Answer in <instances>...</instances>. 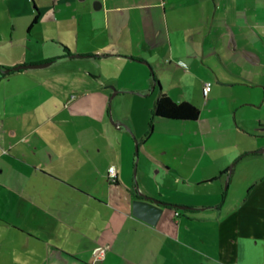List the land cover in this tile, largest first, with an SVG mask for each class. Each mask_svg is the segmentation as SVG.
<instances>
[{"label": "crops", "instance_id": "crops-1", "mask_svg": "<svg viewBox=\"0 0 264 264\" xmlns=\"http://www.w3.org/2000/svg\"><path fill=\"white\" fill-rule=\"evenodd\" d=\"M0 54V264H264V0H0Z\"/></svg>", "mask_w": 264, "mask_h": 264}, {"label": "water", "instance_id": "water-1", "mask_svg": "<svg viewBox=\"0 0 264 264\" xmlns=\"http://www.w3.org/2000/svg\"><path fill=\"white\" fill-rule=\"evenodd\" d=\"M48 63L44 64H35V65H29L30 67H36V66H45ZM27 67L26 65H18L14 67V69H22ZM142 198H136L133 200L132 207H133V215L136 217L150 223V224H156L163 212V207L165 203L161 200L154 198L152 196H148L143 193H139ZM174 207L178 208H188L189 206L186 205H177L174 204Z\"/></svg>", "mask_w": 264, "mask_h": 264}, {"label": "trees", "instance_id": "trees-1", "mask_svg": "<svg viewBox=\"0 0 264 264\" xmlns=\"http://www.w3.org/2000/svg\"><path fill=\"white\" fill-rule=\"evenodd\" d=\"M199 115L200 109L197 106L188 101L176 102L166 94H162L159 97L153 112V116H164L185 120H195ZM134 189H136V187Z\"/></svg>", "mask_w": 264, "mask_h": 264}, {"label": "rangeland", "instance_id": "rangeland-1", "mask_svg": "<svg viewBox=\"0 0 264 264\" xmlns=\"http://www.w3.org/2000/svg\"><path fill=\"white\" fill-rule=\"evenodd\" d=\"M6 22H2L3 25H5ZM0 56H2L0 54ZM1 61V58H0ZM119 98V99H118ZM115 102H113V100H111V104L110 101H107V99L104 100L105 103V112H106V118L109 124H112L114 127L117 128V122H121L123 123V125L129 124V119L127 118L124 122V120H119L118 116L121 115V117H126V113L129 112L130 109V102L128 100V98L125 96H121L118 97ZM107 101V102H105ZM119 103L120 106H117ZM114 110V112H113ZM233 164V163H232ZM231 164V166H232ZM135 171V168L134 170Z\"/></svg>", "mask_w": 264, "mask_h": 264}, {"label": "built area", "instance_id": "built-area-1", "mask_svg": "<svg viewBox=\"0 0 264 264\" xmlns=\"http://www.w3.org/2000/svg\"><path fill=\"white\" fill-rule=\"evenodd\" d=\"M183 66H185L186 68L188 67L184 62L179 61ZM212 88V84L211 83H207L205 84L204 88H203V92L205 97L208 96L209 91ZM109 177L111 178V180H115L117 177V167L115 165L110 166L109 168ZM106 249L107 246H99L96 250H95V255L98 258L104 257L105 253H106ZM233 264H238V263H233Z\"/></svg>", "mask_w": 264, "mask_h": 264}]
</instances>
